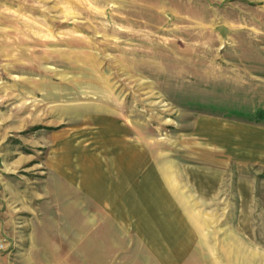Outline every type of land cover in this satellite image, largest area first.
<instances>
[{
  "label": "rangeland",
  "instance_id": "1",
  "mask_svg": "<svg viewBox=\"0 0 264 264\" xmlns=\"http://www.w3.org/2000/svg\"><path fill=\"white\" fill-rule=\"evenodd\" d=\"M0 235V264H264V0H0Z\"/></svg>",
  "mask_w": 264,
  "mask_h": 264
},
{
  "label": "built area",
  "instance_id": "2",
  "mask_svg": "<svg viewBox=\"0 0 264 264\" xmlns=\"http://www.w3.org/2000/svg\"><path fill=\"white\" fill-rule=\"evenodd\" d=\"M10 245L11 243L9 239L0 235V254L5 253L9 249Z\"/></svg>",
  "mask_w": 264,
  "mask_h": 264
},
{
  "label": "crops",
  "instance_id": "3",
  "mask_svg": "<svg viewBox=\"0 0 264 264\" xmlns=\"http://www.w3.org/2000/svg\"><path fill=\"white\" fill-rule=\"evenodd\" d=\"M133 194V193H132ZM102 200H103V198H102ZM104 201V200H103ZM103 201H101L100 200V202H103ZM107 202H109V201H107ZM165 231V230H164ZM163 232V230H160L158 233H162ZM85 246V250H86V248H88V249H90V250H92V245L91 244H85L84 245ZM102 246V245H101ZM103 247V246H102ZM104 247H108V248H105L104 250H119V246H118V244H109V245H107V246H105L104 245Z\"/></svg>",
  "mask_w": 264,
  "mask_h": 264
}]
</instances>
